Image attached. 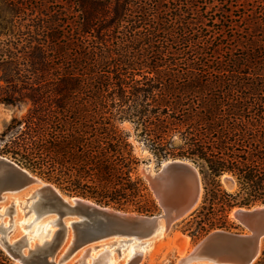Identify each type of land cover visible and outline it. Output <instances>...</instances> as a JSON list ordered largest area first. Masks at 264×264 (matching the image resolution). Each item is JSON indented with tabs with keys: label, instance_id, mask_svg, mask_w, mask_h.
<instances>
[{
	"label": "trees",
	"instance_id": "obj_1",
	"mask_svg": "<svg viewBox=\"0 0 264 264\" xmlns=\"http://www.w3.org/2000/svg\"><path fill=\"white\" fill-rule=\"evenodd\" d=\"M3 11L0 103L26 108L0 132L1 155L70 195L150 213L128 122L204 185L234 179L240 201L218 200V214L264 203V0H0Z\"/></svg>",
	"mask_w": 264,
	"mask_h": 264
},
{
	"label": "water",
	"instance_id": "obj_2",
	"mask_svg": "<svg viewBox=\"0 0 264 264\" xmlns=\"http://www.w3.org/2000/svg\"><path fill=\"white\" fill-rule=\"evenodd\" d=\"M144 177L161 206L160 214L124 212L83 197L64 195L53 184L0 155V199L34 185L30 196L37 216H52L55 226L51 236L41 243L29 246L25 236L11 241L0 236V246L19 264H108L104 255L107 252L99 251L89 258L90 250L109 240L113 243L116 239L144 240L154 236L160 228L165 231L191 213L198 203L201 174L188 159H168L152 175ZM224 181L229 187L235 183L232 177H224ZM233 214L248 232L214 229L175 264H253L264 239V204L237 207ZM144 262V252H136L117 264Z\"/></svg>",
	"mask_w": 264,
	"mask_h": 264
},
{
	"label": "rangeland",
	"instance_id": "obj_3",
	"mask_svg": "<svg viewBox=\"0 0 264 264\" xmlns=\"http://www.w3.org/2000/svg\"><path fill=\"white\" fill-rule=\"evenodd\" d=\"M45 6L48 7V3H46ZM4 13H5L4 11L0 13V21L4 19V16H5ZM25 14H27L26 17L28 18L30 17L29 20H32L35 18V16L39 15V13L36 12V7H32V6H30V8L28 7V13L26 12ZM7 38H9L7 34V29L4 28L3 26H0V44ZM0 84L3 85V82H0ZM25 108H26L25 104L21 105L20 108H15V107H10L3 103H0V132L3 131L5 125L8 123V121L11 119L13 115L22 114ZM118 127L121 130L129 134V141L131 142L133 146L134 153L139 158L137 172L145 181L146 186L151 196L150 198L154 201L155 206L152 207V211L150 213L137 212L134 207L129 206V205L123 206L122 208H116L112 205H104V206H108L113 209L121 210L124 212H132V213L141 214V215L150 216V215L160 214L162 212L161 206L156 200V198L154 197L152 191L150 190L148 183L144 177V174L148 173L149 171L154 172L159 168L161 163H164L168 159L178 158V157H164V158L159 159L155 155L152 154V152L148 149V147L145 146V143H143L141 140L135 137L132 126L128 122L119 123ZM1 156H5L13 160L7 155H1ZM20 166L24 167L22 165ZM27 170L30 171L29 169ZM31 173L38 176L37 174L33 172ZM223 176L224 174L220 176L219 178H217L219 186H216L215 184H213V181L211 179H209L207 184L204 185V182L201 176L202 190H201L200 198L198 200V203L195 209L191 213L183 217L182 219L172 224L167 230L163 232L161 236L160 235L155 236V237L150 236L147 238L148 240H150L151 243L149 247L147 248V250L144 252L145 253L144 254L145 256L144 264H175L177 259L180 257V253H186L196 241H198L205 234H207L208 232L214 229H224V230H228L232 232H248L247 229L244 228L236 220V218L232 215V211L236 210L237 207L247 208V207H252V206L260 205L264 203L258 202V203L247 205V206H239V205L226 206L224 207V211H222L221 213L219 212L218 214L217 209L219 208V205H220L218 203V200L220 199L230 200L233 197L234 200L240 201L239 198H241L240 195L236 194L237 193L236 184L234 183L233 186L229 187L228 184L225 183L224 181V177H228L230 175L224 176V177ZM39 178L44 182H49V181L42 179L41 177ZM54 186L64 195L77 196V195H70L64 192L63 190L58 188L55 184ZM34 188L35 186L32 185L18 192L6 194V196L3 199H0V207L2 205L7 208V212L5 214L4 213L2 214L0 211V218H2L3 216V218L8 217L9 219V222L7 224H4L3 222L0 221L1 222L0 226H4L7 228L6 229L7 240H10V241L15 240L17 238H20L22 234L27 235L30 244L32 243L31 245H33L36 242L39 243V241L42 240L43 238L42 233H44V231L42 229L41 230L38 229L37 227L38 224L36 225L31 224L28 226L27 225L29 223L28 221L26 222L24 220L19 221V217L21 214H23L24 217L30 214L34 217L35 214L32 211H28V208H21L22 211L24 212L23 213L20 209L17 208L18 204L14 203L16 202V200H14L16 197L17 199L20 200L24 198L27 194H29ZM91 201L95 202L94 200H91ZM100 205H103V204H100ZM209 215L214 216V218L216 219L211 221V219H208ZM14 219H15V224H13ZM38 220L39 219H36L34 222ZM27 237L25 236L26 239ZM263 249H264V239L262 241L260 255L258 256V258L255 260L253 264H257V261L261 260L259 259V257L261 256ZM0 250L3 252L4 256L8 257L9 264H19L17 261L12 259L1 246H0ZM114 254L116 255V252H114ZM122 259L123 258H118L117 263H120Z\"/></svg>",
	"mask_w": 264,
	"mask_h": 264
},
{
	"label": "bare ground",
	"instance_id": "obj_4",
	"mask_svg": "<svg viewBox=\"0 0 264 264\" xmlns=\"http://www.w3.org/2000/svg\"><path fill=\"white\" fill-rule=\"evenodd\" d=\"M165 162L162 163V164H165ZM146 174L152 175L153 172L149 171ZM224 176H228V175L225 174ZM228 177H230V176H228ZM14 200H16V202H14V203L18 204V206H17L18 209H20L22 211L21 208H28V211H32L35 214L34 217L30 213H29L30 215L25 216V217L23 216V214H21L20 217H19V221H23V220L25 222L28 221L29 222L27 224L28 226L31 225V224H33V225L34 224L35 225L38 224V226H37L38 229H40V230L42 229L44 231V233H42L43 238H42L41 241H39V243H41L45 238H48L49 236H51V234L55 230L54 219H53L52 216H46V215H43V214L40 215V216H37V214H36V212H35V210H34V208L32 206L33 198L30 196V193L27 194L24 198H22L20 200L17 199V197ZM240 208L243 209L245 207H240ZM0 211H1L2 214L3 213L5 214L7 212V208L1 205ZM234 211H232V215L233 216H234V214H233ZM36 219H39V220L34 222ZM0 221L3 222L4 224H7L9 222V219H8V217L7 218H3V216H2V218H0ZM13 221H14L13 224H15V219ZM6 229H7L6 227L0 226V236H4L7 239V236H6L7 231H6ZM159 230H160L159 232L154 234V237L155 236H159V235L161 236L163 234V232H164L163 228H160ZM35 231H36V229H35ZM21 236H26L27 237L26 234H22ZM27 239H28V237H27ZM27 241H28L27 244L29 246H32L31 245L32 243L30 244L29 239ZM111 242L112 241L109 240V241L105 242L104 244L99 245L98 247H95V248L91 249L89 254H88V257L90 258V257L95 256V254H97L99 251L107 252V253H104L107 263L108 264H117L118 258L127 259V258H130L136 252H145L147 250V248L149 247L150 243H151L150 240H148V239L136 240L134 238H132V239H116L113 243H111ZM123 247H125V248H123ZM116 248H118V250L120 249V254L117 252ZM114 252H116V255L114 254ZM184 255H185V253H180V257H182Z\"/></svg>",
	"mask_w": 264,
	"mask_h": 264
}]
</instances>
